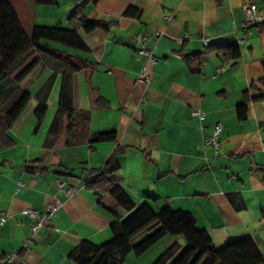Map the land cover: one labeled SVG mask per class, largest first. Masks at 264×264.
<instances>
[{
	"label": "crops",
	"instance_id": "0c3cea01",
	"mask_svg": "<svg viewBox=\"0 0 264 264\" xmlns=\"http://www.w3.org/2000/svg\"><path fill=\"white\" fill-rule=\"evenodd\" d=\"M8 1L27 34L36 25L74 30L85 50L42 42L95 62L96 69L88 84L83 74L43 56L21 82L8 78L0 83L6 101L0 104V117L22 84L34 87L27 89L31 100L7 131L12 145L0 142V217L7 214L0 225V264H75L69 254L82 240L99 245L112 237L111 222L129 211L87 182L115 147L122 152L113 177L135 208L148 204L156 212L183 210L209 233L215 247L250 237L264 257V99L252 100L264 94L259 83L264 78V24L245 36L236 59L204 42L237 44L244 34L243 4L264 11V0ZM79 4L88 20L107 23V28L85 32L79 18L70 17ZM130 6L139 13L126 14ZM139 32L157 59L149 85L139 80L144 59L133 41ZM111 66L134 78L122 105ZM64 85L72 107L89 111L90 121L80 142L56 148L50 125L41 133L44 118L38 124L34 111L44 102L54 109V118ZM91 86L104 101H94ZM244 103L246 117L240 120L237 107ZM192 109L204 117H194ZM216 124L221 126L218 154L202 144ZM112 130L114 140L89 142L95 133ZM43 149L44 159L33 163ZM60 180L72 187L70 197L64 196ZM52 201L60 203L58 209L32 236L24 210H44ZM175 237L186 246L181 235ZM175 237L155 244L136 263L153 264ZM10 254L14 258L7 263Z\"/></svg>",
	"mask_w": 264,
	"mask_h": 264
},
{
	"label": "trees",
	"instance_id": "16d2710c",
	"mask_svg": "<svg viewBox=\"0 0 264 264\" xmlns=\"http://www.w3.org/2000/svg\"><path fill=\"white\" fill-rule=\"evenodd\" d=\"M37 2L49 4L52 0H37ZM82 12L83 4H79L70 17H78L85 32H91L96 28H107V23L88 20ZM125 13L138 14L139 11L130 6ZM44 40L79 50L86 49L74 30L36 25L31 33L27 34L13 5L8 0H0V83L8 78L21 82L38 66L43 56H50L70 72L83 74L90 84L91 76L96 69L95 62L53 48L43 43ZM206 46L208 49L228 54L232 59L240 56L239 46L232 42ZM109 71L115 79L118 103L122 105L134 83V78L118 67L111 66ZM259 83L264 86V78H261ZM91 93L95 102L104 101L98 90L92 86ZM30 98L29 91L23 90L0 117V142L4 146L12 145L13 142L8 137L7 131L24 110ZM261 99H264V94L252 98V100ZM46 112L47 107L44 102L37 105L34 114L38 124ZM237 116L240 120L246 117V103L237 107ZM89 121V111L76 110L72 107L70 93L64 85L60 92L59 106L49 128L50 134L56 139L55 147L61 148L80 142L82 138L79 134H84L88 130ZM115 138L114 130L102 131L95 133L89 142L112 141ZM121 152V148L115 147L87 184L103 192H109L118 206L129 211V214L121 220L115 219L111 222L112 237L106 242L97 245L82 240L69 254V258L75 264H122L129 254L139 257L155 244L168 243L179 235L184 237L186 246L174 253L176 243L171 242L170 247L153 264H264L263 255L250 237L215 247L209 233L198 228L194 217L188 212L169 207L161 208L156 212L148 204L135 208L132 200L116 184L113 177L119 169L117 156ZM44 157L43 149L41 156L33 163H40ZM2 164L3 161L0 162V167ZM98 202L100 203V199ZM108 210L119 218L115 211Z\"/></svg>",
	"mask_w": 264,
	"mask_h": 264
},
{
	"label": "built area",
	"instance_id": "2783aa9c",
	"mask_svg": "<svg viewBox=\"0 0 264 264\" xmlns=\"http://www.w3.org/2000/svg\"><path fill=\"white\" fill-rule=\"evenodd\" d=\"M264 24V11H261L256 4L251 2H245L243 4V19L241 22V27L244 31V34L241 38L235 40L237 45L242 44L244 42V38L247 34L250 33V30L254 27H258ZM133 41L137 46L136 52L143 57L144 64L141 67L139 80L144 84L149 85L152 80V68L157 63V59L154 55L153 48L148 47L146 44L147 37L144 33L139 32L133 35ZM205 44H209L208 41H204ZM192 115L197 118H203L204 113L199 109H192ZM220 124H216L213 127L212 133L209 137L203 139L202 144L204 146H210L213 148L215 154L220 152ZM22 183L19 182L18 186H21ZM59 187L62 190L64 196L66 198L70 197L73 194V189L70 186H66L64 181H59ZM60 203L52 201L46 205L44 210H39L36 208L28 207L24 210V213L29 218V227L31 235L37 233V231L46 225L51 215L55 213L58 209ZM7 218V214H4L0 217V225H3ZM14 255H8L5 257V261L10 263Z\"/></svg>",
	"mask_w": 264,
	"mask_h": 264
},
{
	"label": "rangeland",
	"instance_id": "374dc122",
	"mask_svg": "<svg viewBox=\"0 0 264 264\" xmlns=\"http://www.w3.org/2000/svg\"><path fill=\"white\" fill-rule=\"evenodd\" d=\"M17 1H19V0H17ZM30 88H34V87H32V85H31V83L30 82H25L24 84H22L21 85V91H20V93L23 91V90H27V89H30ZM33 100H35L36 101V97L35 96H33V98H32ZM31 100V99H30ZM6 101H5V99H4V96H1V94H0V104H4ZM30 104H31V102H29ZM10 106V105H9ZM7 108H9V107H7ZM54 109H52V108H50V107H48L47 108V113H46V115H45V117H44V119H43V121L41 122V124H40V130H41V133L42 132H44V129L45 130H47V128H46V125H48V127H49V125H50V123H51V121H52V119H53V114H54ZM38 123V122H37ZM37 123H35V127H33V129H32V131L34 130V128H36V126L38 125ZM43 129V130H42ZM181 239H184L183 238V236H181ZM174 243H176V248H175V251L173 250V252L174 253H177V251L176 250H181L182 248H184L185 247V245H183L182 243H179L178 242V237H175L174 238ZM170 247V245H166V246H164V249H163V251L162 252H165L168 248ZM178 251V252H179ZM172 252V253H173ZM128 258H127V260H126V262L124 261V263H122V264H139V263H136V261H139V260H137V257H135L133 254H129V256H127ZM170 260H172V258L170 259ZM171 262V261H170ZM151 264V263H150Z\"/></svg>",
	"mask_w": 264,
	"mask_h": 264
}]
</instances>
